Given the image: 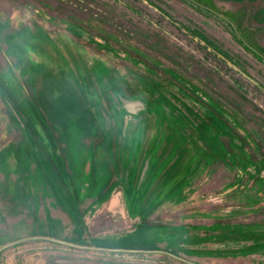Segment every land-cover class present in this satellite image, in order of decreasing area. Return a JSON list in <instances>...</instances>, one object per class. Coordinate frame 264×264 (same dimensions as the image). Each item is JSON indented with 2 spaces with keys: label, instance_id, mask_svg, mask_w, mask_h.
I'll return each mask as SVG.
<instances>
[{
  "label": "rangeland",
  "instance_id": "rangeland-1",
  "mask_svg": "<svg viewBox=\"0 0 264 264\" xmlns=\"http://www.w3.org/2000/svg\"><path fill=\"white\" fill-rule=\"evenodd\" d=\"M17 240L0 264H264V0H0Z\"/></svg>",
  "mask_w": 264,
  "mask_h": 264
},
{
  "label": "water",
  "instance_id": "water-1",
  "mask_svg": "<svg viewBox=\"0 0 264 264\" xmlns=\"http://www.w3.org/2000/svg\"><path fill=\"white\" fill-rule=\"evenodd\" d=\"M44 238H46L47 240L57 242V243L68 245L69 247L73 246V247H77V248H81V249H88V250L108 251V252H137L138 251V250H128V249L105 248V247H100V246H95V245H92V246L78 245V244H74L70 241L69 242L63 241V240H60V239H57L54 237H44ZM24 240H19V241L17 240V241L12 242V243L4 244L0 247V252H2L3 250H5L9 247L16 245L17 243L24 241Z\"/></svg>",
  "mask_w": 264,
  "mask_h": 264
}]
</instances>
